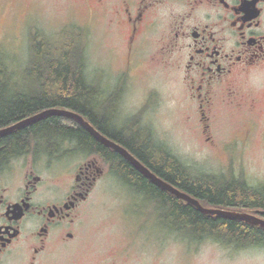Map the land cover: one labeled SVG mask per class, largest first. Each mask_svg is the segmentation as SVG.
Masks as SVG:
<instances>
[{
  "label": "flooded vegetation",
  "instance_id": "flooded-vegetation-1",
  "mask_svg": "<svg viewBox=\"0 0 264 264\" xmlns=\"http://www.w3.org/2000/svg\"><path fill=\"white\" fill-rule=\"evenodd\" d=\"M89 2H94L96 23L89 27L101 23L119 47V76H101L103 84L100 78H88L95 90L85 113L50 106L15 122L52 107L74 110L151 168L137 151L141 143L152 148L151 154L156 148L171 151L155 136L165 96L146 82L131 85L133 73L148 61L172 67L178 103L197 109L207 131L220 109L246 107L248 121L256 123V112L264 109V0ZM52 116L18 130H33ZM70 119L71 127L81 124ZM255 128H248L243 139L249 140ZM18 130L0 136V151L6 148L2 142ZM86 130L91 137L56 134L50 140L30 132L19 152L10 151L0 162V264H68L83 247L84 209L94 185L105 174L124 182L115 170L116 159L122 156L132 163ZM94 137L99 149H93Z\"/></svg>",
  "mask_w": 264,
  "mask_h": 264
},
{
  "label": "rangeland",
  "instance_id": "rangeland-1",
  "mask_svg": "<svg viewBox=\"0 0 264 264\" xmlns=\"http://www.w3.org/2000/svg\"><path fill=\"white\" fill-rule=\"evenodd\" d=\"M93 6L89 0H0V59L8 70L4 83L10 91L26 92L38 86L25 73L31 39L38 32L53 37L71 28L81 29L88 78H100L103 84L101 76H119V47L101 23L89 27L96 24ZM142 65L139 73H133L131 85L146 82L166 99L163 112L158 110L156 117L155 136L160 143L195 173L216 174L226 181L240 178L252 185L264 183V109L256 112L254 124L248 121L246 107L220 109L207 131L197 109L178 103V84L170 80L172 67L148 61ZM253 126L250 139H243ZM57 166L61 172L62 166ZM84 210V245L68 264H264V245L236 248L212 238H193L185 228L174 227L167 207L111 174L96 182Z\"/></svg>",
  "mask_w": 264,
  "mask_h": 264
},
{
  "label": "trees",
  "instance_id": "trees-1",
  "mask_svg": "<svg viewBox=\"0 0 264 264\" xmlns=\"http://www.w3.org/2000/svg\"><path fill=\"white\" fill-rule=\"evenodd\" d=\"M80 30L71 28L53 37L38 32L32 37L25 73L38 86L26 89V92L10 91L12 89L4 83V79L7 80L6 77L9 76L6 74L8 70L0 59V128L50 106L86 112L90 107L89 99L95 85L88 82V57ZM93 103V107H99L97 102ZM68 120L72 119L64 115H54L36 125L33 130L24 128L13 132L2 142L6 144V148L0 151V162L7 158L10 151L19 152L27 142L25 136L33 131L48 137L47 140L56 134L91 137L83 125L75 123L71 127ZM93 140V149H99L100 142L95 137ZM143 145L141 143L137 148L140 157L159 176L199 198L204 205L247 211L264 218V183L252 185L240 178L233 177L226 181L216 174H198L172 152H162L156 148L153 149L155 153L151 154L152 148ZM116 160L115 170L125 184L162 207H167L170 213L167 217L174 220V227L185 228L193 238H212L236 248L264 245V227L243 220L205 214L189 202L156 185L124 157L120 156Z\"/></svg>",
  "mask_w": 264,
  "mask_h": 264
},
{
  "label": "water",
  "instance_id": "water-1",
  "mask_svg": "<svg viewBox=\"0 0 264 264\" xmlns=\"http://www.w3.org/2000/svg\"><path fill=\"white\" fill-rule=\"evenodd\" d=\"M49 115H64L77 119L84 127L90 130V132H92L98 139L121 151L143 174H145L156 185L176 195L177 197L189 202L203 213L209 215L223 216L230 219L243 220L248 223L264 227V218L255 213H251L247 211L230 210L225 208L209 207L204 205L199 198L193 196L187 191L180 189L173 183L159 176L155 171H153L146 164H144L139 158L134 156L128 149L110 140L103 133H101L93 124H91V122H89L82 114L74 110H69L60 107H52L45 109L33 116L27 117L14 124L0 128V136L12 132L18 128H21L27 124H30L38 119L44 118Z\"/></svg>",
  "mask_w": 264,
  "mask_h": 264
},
{
  "label": "bare ground",
  "instance_id": "bare-ground-1",
  "mask_svg": "<svg viewBox=\"0 0 264 264\" xmlns=\"http://www.w3.org/2000/svg\"><path fill=\"white\" fill-rule=\"evenodd\" d=\"M14 123H16V122H14ZM14 123H11V124H14ZM11 124H9V125H11ZM8 126V125H7ZM4 127H6V126H4ZM1 128H3V127H1ZM19 129V128H18ZM18 129H16V130H18ZM145 175V174H144Z\"/></svg>",
  "mask_w": 264,
  "mask_h": 264
}]
</instances>
